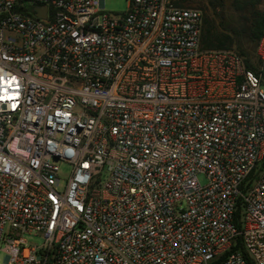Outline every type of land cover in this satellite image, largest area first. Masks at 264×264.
Segmentation results:
<instances>
[{"label": "built area", "instance_id": "obj_1", "mask_svg": "<svg viewBox=\"0 0 264 264\" xmlns=\"http://www.w3.org/2000/svg\"><path fill=\"white\" fill-rule=\"evenodd\" d=\"M104 2L0 0L3 264H264V27L250 70Z\"/></svg>", "mask_w": 264, "mask_h": 264}, {"label": "trees", "instance_id": "obj_2", "mask_svg": "<svg viewBox=\"0 0 264 264\" xmlns=\"http://www.w3.org/2000/svg\"><path fill=\"white\" fill-rule=\"evenodd\" d=\"M180 7L190 0H174ZM263 0H205L201 6L204 50H233L255 70L256 49L264 27ZM264 164V161L261 165Z\"/></svg>", "mask_w": 264, "mask_h": 264}, {"label": "rangeland", "instance_id": "obj_3", "mask_svg": "<svg viewBox=\"0 0 264 264\" xmlns=\"http://www.w3.org/2000/svg\"><path fill=\"white\" fill-rule=\"evenodd\" d=\"M203 1L205 0H190L189 3H187L185 6L190 8H197L201 9V6L203 5ZM128 2L129 0H105L104 2V10L109 13H124L128 9ZM262 9L264 10V0H263V6ZM201 11V10H200ZM258 65V57H257V49H256V60H255V66ZM61 166V186H64V178L69 173V167L67 165H60ZM198 180L200 183L204 184L206 183V178L203 175L198 176ZM32 241L37 242V238H33ZM3 254H0V264H3Z\"/></svg>", "mask_w": 264, "mask_h": 264}, {"label": "water", "instance_id": "obj_4", "mask_svg": "<svg viewBox=\"0 0 264 264\" xmlns=\"http://www.w3.org/2000/svg\"><path fill=\"white\" fill-rule=\"evenodd\" d=\"M39 11V14L41 16H45V11H46V8L45 7H42L41 9L38 10Z\"/></svg>", "mask_w": 264, "mask_h": 264}]
</instances>
